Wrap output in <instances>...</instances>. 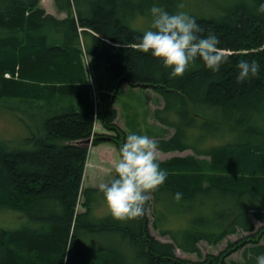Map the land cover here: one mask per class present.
I'll list each match as a JSON object with an SVG mask.
<instances>
[{
	"label": "trees",
	"instance_id": "obj_1",
	"mask_svg": "<svg viewBox=\"0 0 264 264\" xmlns=\"http://www.w3.org/2000/svg\"><path fill=\"white\" fill-rule=\"evenodd\" d=\"M41 1L0 0V108L27 117L24 135L0 136V264H227L220 255L178 259L174 245L200 258L198 241L217 244L238 228L248 235L231 246H248L237 264H256V255L264 253L259 0H52L63 18L46 13ZM154 3L169 13L186 11L202 29L199 36L213 34L220 49L237 53L222 54L226 59L216 72L197 60L171 77L157 58L134 47ZM256 25L259 35L249 36ZM241 60L258 61L259 74L237 81ZM123 83L149 87L160 96L163 106L153 118L173 131L155 140L160 153L190 150L209 162L203 169L195 155L159 161L167 176L148 194L161 209L162 218L152 209L153 228L172 243H161L147 225L144 229L148 198L138 217H96L90 203L98 190L80 188L87 149L76 144L92 135L94 119L114 133L110 142L119 147L125 142L114 122L115 96ZM222 133L228 135L222 143L204 149V137L214 134L219 140ZM97 135L93 145L100 142ZM81 196L84 211L77 212ZM162 210L182 227L163 226ZM48 219L58 222L41 231Z\"/></svg>",
	"mask_w": 264,
	"mask_h": 264
},
{
	"label": "clouds",
	"instance_id": "obj_2",
	"mask_svg": "<svg viewBox=\"0 0 264 264\" xmlns=\"http://www.w3.org/2000/svg\"><path fill=\"white\" fill-rule=\"evenodd\" d=\"M183 8V4L178 6ZM257 13L264 14V0H259ZM148 26L134 47L157 58L169 70L171 77L182 75L193 62L216 72L226 57L218 47V37L199 36L197 21L186 11L169 13L158 4L148 10ZM237 81L256 76L260 64L256 60H241L237 65ZM118 155L108 170L111 178L99 184L107 210L118 219H130L142 214L144 202L151 190L161 185L167 176L158 161L157 142L147 134L130 131L119 147ZM182 194L175 193L179 199ZM256 264H264V253L256 255Z\"/></svg>",
	"mask_w": 264,
	"mask_h": 264
},
{
	"label": "rangeland",
	"instance_id": "obj_3",
	"mask_svg": "<svg viewBox=\"0 0 264 264\" xmlns=\"http://www.w3.org/2000/svg\"><path fill=\"white\" fill-rule=\"evenodd\" d=\"M40 6L46 11L55 17H62L63 14H59L56 12L53 1L52 0H42L40 2ZM83 64L85 66V72L87 73L89 67V60L87 57L83 56L82 58ZM88 75V73H87ZM89 77V76H88ZM90 84V81H89ZM91 87V86H90ZM92 89V87H91ZM93 91V90H92ZM93 96L94 93L92 92ZM156 97V98H155ZM158 97L153 94L150 90H145L143 88H132L127 84L123 83L115 96L114 106L117 110V119L116 124L121 130L130 131H141L137 133L147 134L150 137L158 136L159 138H167L169 137L173 131L164 129V132H156V128L158 127L157 122L153 118V110L158 108ZM11 100H8L9 102ZM10 104V103H9ZM15 115L6 112L3 108H0V136L5 139H14L15 137L24 135L23 126L27 123V117L20 112L13 111ZM21 119V120H20ZM24 123V124H23ZM23 125V126H22ZM94 136L95 135L100 140L98 144L85 145L82 144L83 147L87 149L86 162L83 170L82 177V188L87 189H95L99 192V184L102 182H108L111 178L109 173V169L112 167V162L117 158L119 146L110 142L111 133L104 129L102 126H99L98 123L94 124L93 127ZM125 128V129H124ZM162 131V130H161ZM125 132V131H124ZM155 132V134H154ZM198 133V132H197ZM200 133V132H199ZM198 133V134H199ZM169 134V135H168ZM196 134V132H195ZM126 135V133H125ZM153 136V137H154ZM228 136L225 133H222L220 139L216 140V135H207L204 137V143L207 144L204 149L211 146L214 143H222V139ZM106 138H109L108 140ZM106 139V140H105ZM202 147V143H198V146ZM195 155L192 151L188 150L182 153L174 152V153H166V154H157L158 161H166L172 157H187ZM194 158L200 164L203 165V169L208 168L209 162L207 158L202 156L195 155ZM207 172V170H205ZM165 183V181H164ZM100 193V192H99ZM95 194L92 199L91 210L97 217L105 216L109 211L107 210L104 202L102 194ZM149 198V206L151 207V211L153 209L154 212L158 213V218H162L159 212L161 211L158 206L155 204V200L152 195L148 196ZM83 196L79 197L78 204L76 206V211H83L84 207H82ZM204 204V203H203ZM163 211V210H162ZM165 215L164 220L162 221L163 226L166 225L168 228L179 229L182 227L181 221H175L170 223L172 220V216L169 215L166 211H163ZM149 213V212H148ZM149 221H152V218L149 217ZM255 227L257 228L260 224L252 220ZM175 225V226H174ZM148 233L154 238H158L162 243H172V241L168 237L160 236L156 230L151 227V224H148ZM248 235L243 232L241 229H237L236 232L227 235L217 244H209L204 240H200L197 242V247L200 250V258L193 253H185L182 252L177 246L174 245V254L175 257L181 260L197 262L205 259V257L209 256H219L227 263L233 264L239 263L242 261V252L248 246V244L243 243L238 246H231V244L237 242L242 237ZM231 246V247H230ZM227 250V252H226ZM222 252H226L224 255H221Z\"/></svg>",
	"mask_w": 264,
	"mask_h": 264
},
{
	"label": "bare ground",
	"instance_id": "obj_4",
	"mask_svg": "<svg viewBox=\"0 0 264 264\" xmlns=\"http://www.w3.org/2000/svg\"><path fill=\"white\" fill-rule=\"evenodd\" d=\"M201 29V28H200ZM254 31L253 32H251L250 34H249V36L250 35H257L258 33H259V28H258V26L256 25L255 27H254ZM202 30V29H201ZM259 35V34H258ZM256 50H259V49H256ZM221 51H222V54H224V53H228V54H232V53H237V52H229V51H224V50H222L221 49ZM262 58H264V56L262 55L261 56ZM8 75L7 74H5V77H7ZM41 85H43V84H41ZM77 92H78V90H77ZM66 106V105H65ZM57 201H59V199L58 198H55ZM53 202H56V201H54V200H52V203ZM54 222H58V221H53V220H51V219H48L47 221H45V223L43 224V229L41 230V231H48L49 229H51V227H52V224L54 223ZM46 225H48V227H45ZM146 223H145V221H144V229H145V227H146ZM70 227H71V224H68V231H69V229H70ZM67 251V250H66ZM55 254H56V252L55 251H53L52 252V257L53 256H55ZM91 255L92 254H90V253H88V257H90L91 258ZM109 255H111V254H109ZM87 259V258H86ZM92 259V258H91Z\"/></svg>",
	"mask_w": 264,
	"mask_h": 264
},
{
	"label": "crops",
	"instance_id": "obj_5",
	"mask_svg": "<svg viewBox=\"0 0 264 264\" xmlns=\"http://www.w3.org/2000/svg\"><path fill=\"white\" fill-rule=\"evenodd\" d=\"M157 125H158V124H157ZM164 129H166V132H167V130H169V129H167V128H164V127H161V126L158 125V127L156 128V132H157V133H159V132H164ZM161 130H162V131H161ZM137 132H139V131H137ZM154 134H155V132H154ZM168 135H169V134H168ZM153 136H154V135H153ZM153 136L151 137V138H153V139H154V138H155V139L159 138L158 136H154V137H153ZM167 138H168V137H167ZM159 154L163 155V153H160V152H159Z\"/></svg>",
	"mask_w": 264,
	"mask_h": 264
},
{
	"label": "water",
	"instance_id": "obj_6",
	"mask_svg": "<svg viewBox=\"0 0 264 264\" xmlns=\"http://www.w3.org/2000/svg\"><path fill=\"white\" fill-rule=\"evenodd\" d=\"M121 82H122V80H119L118 81V83H121ZM83 143L87 145L89 143V141L88 140H85V141H83Z\"/></svg>",
	"mask_w": 264,
	"mask_h": 264
}]
</instances>
